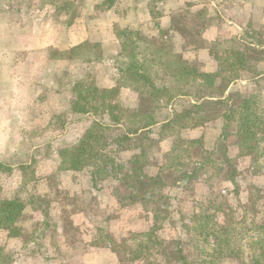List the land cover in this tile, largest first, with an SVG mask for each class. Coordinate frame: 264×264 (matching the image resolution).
I'll return each instance as SVG.
<instances>
[{
    "label": "rangeland",
    "instance_id": "rangeland-1",
    "mask_svg": "<svg viewBox=\"0 0 264 264\" xmlns=\"http://www.w3.org/2000/svg\"><path fill=\"white\" fill-rule=\"evenodd\" d=\"M227 96L251 99L256 158L239 157L237 117L221 137ZM94 122L102 157L73 170L61 153ZM136 155L149 176L176 170L144 204L118 180ZM13 199L6 264H178L177 248L188 264H264V0H0V202ZM200 222L228 228L235 256Z\"/></svg>",
    "mask_w": 264,
    "mask_h": 264
},
{
    "label": "trees",
    "instance_id": "trees-1",
    "mask_svg": "<svg viewBox=\"0 0 264 264\" xmlns=\"http://www.w3.org/2000/svg\"><path fill=\"white\" fill-rule=\"evenodd\" d=\"M216 76H219L217 74H203V77L206 78V80L209 81L208 84L213 85L215 84ZM205 81V80H204ZM226 102H230V106L228 109V112L224 115L226 119V125L224 128V133L222 134V138L226 140L228 136L227 127L229 125V122L234 121L237 117L236 122V135L238 137V149H239V157H247V158H256L257 153L259 150V139L257 138V123L255 121V114L253 112V104H251V99H242L238 104H235V99L232 101V97L227 96L225 98ZM198 108L201 107L197 106ZM189 114L193 112H187ZM148 118H151V121L141 128L147 129L150 126L155 125V118L152 117L150 114H148ZM183 115L177 114L176 118L182 117ZM170 123L165 124L164 127L169 126ZM103 128L104 126L99 122H94L92 126L88 128L86 131L84 137L80 140V142L76 145H74L71 148L65 149L61 155L62 157H67L72 161V167L73 170H79L83 167L89 166V165H95L96 161L100 160L102 157V154L98 153V151L93 150L95 145L100 143L104 138L103 134ZM140 131V130H139ZM138 130L134 131V134H138ZM128 139V135L125 137ZM176 148L172 150L171 153L167 154V156H174L173 153L175 152ZM89 157L91 160V164H85L86 158ZM142 155H136L133 157L131 162V168L126 174V176L122 178H118V180H121L126 185L131 184L130 188L132 189V197L137 199L136 201L142 202L143 204L146 202L145 196L149 192H153L158 184L161 183V180L163 179L162 172L167 170L174 171V164L169 165H163L160 168V173L154 176H149L144 169V166L141 163ZM174 163V161H173ZM226 163L228 165L227 169V176L226 178L236 185L237 183V177L239 176L238 169L233 165V161L230 158H227ZM178 166V164L176 165ZM104 172L107 174H110L108 171V168L105 167L103 169ZM170 173V175L173 174ZM94 173H92L93 176ZM183 175V176H182ZM182 178L185 179H191L192 173L187 174L186 172L182 173ZM95 176V175H94ZM180 176V177H181ZM184 177V178H183ZM93 180L94 177H93ZM163 181V180H162ZM25 206L24 204L18 200H5L0 202V229L7 230L9 232L13 231L24 213ZM199 218V216H197ZM197 223V221H196ZM195 223V224H196ZM200 226V229H206L207 231H201V233L204 236L205 242H210V239L213 241V247H215L214 254L218 256H235L234 249L231 248L232 238L231 234L228 233V228L226 229L224 225L222 224H209L208 222H203L197 224ZM155 227V226H154ZM158 230L157 227L154 228L153 232H156ZM196 230V228H195ZM197 231V230H196ZM202 237V235L200 234ZM203 238V237H202ZM162 244V243H161ZM224 246L228 247V250L224 249ZM262 252H264V248L262 249ZM9 258L8 255L4 253H0V264H6L9 261H7ZM175 262L178 264H188L187 256L185 255V252L182 248H177L175 258ZM258 261H256L254 264H257Z\"/></svg>",
    "mask_w": 264,
    "mask_h": 264
},
{
    "label": "crops",
    "instance_id": "crops-1",
    "mask_svg": "<svg viewBox=\"0 0 264 264\" xmlns=\"http://www.w3.org/2000/svg\"><path fill=\"white\" fill-rule=\"evenodd\" d=\"M190 1V0H189Z\"/></svg>",
    "mask_w": 264,
    "mask_h": 264
}]
</instances>
